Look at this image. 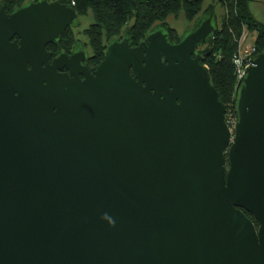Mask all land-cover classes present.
Wrapping results in <instances>:
<instances>
[{"label": "water", "instance_id": "95a60500", "mask_svg": "<svg viewBox=\"0 0 264 264\" xmlns=\"http://www.w3.org/2000/svg\"><path fill=\"white\" fill-rule=\"evenodd\" d=\"M216 9L178 41L127 28L93 73L46 49L73 5L0 10V264H264V51L231 127L202 63Z\"/></svg>", "mask_w": 264, "mask_h": 264}, {"label": "trees", "instance_id": "16d2710c", "mask_svg": "<svg viewBox=\"0 0 264 264\" xmlns=\"http://www.w3.org/2000/svg\"><path fill=\"white\" fill-rule=\"evenodd\" d=\"M23 4L27 0H4ZM73 5L79 14L92 15V22L84 31L92 51V63L102 60L107 43L120 38L129 28L132 45H137L147 31L157 22L169 17H184L188 23L201 13L206 0H59ZM251 0H216L221 6L219 29L214 34L212 51L202 59L209 67L211 82L220 98L236 115V88L238 85L235 59L238 55L239 40L244 27L258 32L255 51H264V23L252 12ZM69 31L62 34L59 42L61 51L72 44ZM56 47V46H55ZM55 50V49H54ZM59 51H57L58 53ZM227 112V111H226ZM253 219L252 215L245 212ZM257 225V222L255 221Z\"/></svg>", "mask_w": 264, "mask_h": 264}, {"label": "flooded vegetation", "instance_id": "af4514ba", "mask_svg": "<svg viewBox=\"0 0 264 264\" xmlns=\"http://www.w3.org/2000/svg\"><path fill=\"white\" fill-rule=\"evenodd\" d=\"M29 1H33V2H36L37 0H27L25 2H29ZM48 1H56V0H48ZM59 1V0H57ZM24 2V3H25ZM60 2V1H59ZM206 2V1H205ZM62 3V2H60ZM66 4V3H65ZM21 5L23 4H18V3H9L7 1H4V0H0V10H3L7 15H10L13 10L15 8H18L20 7ZM74 5V4H73ZM220 10L221 9H217V11H219L220 13ZM221 14H222V11L221 13L219 14V16L221 17ZM170 22V21H169ZM91 24V23H90ZM81 26H82V20L80 19V16L78 14V19H77V23H75L74 25L72 26H69L66 28V30L62 33L64 34L65 32L69 31L70 33V36L71 38L73 39L72 40V44L70 45V48H67V50L65 51L66 54H70V52L73 50V47H75V49L77 51H80V53H83L84 54V59L82 60V64H86L87 67L89 68V71L91 73H93L96 69V66L99 64V61L97 64H94L92 63V51L88 45V41L87 39H84L82 37H84V31L88 28V27H85L83 30L81 29ZM170 30H169V35H170V38H171V41H178V37L180 35L179 31L177 30V28L172 24L170 23ZM188 26V25H187ZM186 26V27H187ZM185 29V27H184ZM82 33V34H81ZM61 34V36H62ZM82 35V36H81ZM121 39V38H120ZM144 39V38H143ZM17 41L19 43V38L15 35L13 36L10 41L11 42H14V41ZM56 46V47H55ZM207 44H204V46L200 47V49H204V47H206ZM46 49L48 51L51 52V58H50V61H52L55 57L58 56L59 52L57 53V51H59L60 47L59 45H56L52 42H49L47 45H46ZM55 49V50H54ZM206 56V55H205ZM204 56V57H205ZM203 57V58H204ZM68 70L66 68H64L62 70V72H67ZM81 78H84L83 75H80Z\"/></svg>", "mask_w": 264, "mask_h": 264}, {"label": "rangeland", "instance_id": "374dc122", "mask_svg": "<svg viewBox=\"0 0 264 264\" xmlns=\"http://www.w3.org/2000/svg\"><path fill=\"white\" fill-rule=\"evenodd\" d=\"M210 3H213L217 9H221V6L216 3V0H206V2L203 4V7L207 6ZM250 6H251L252 12L254 13L255 17L264 23V0H251ZM217 12H219V11H217ZM220 13H221V10H220ZM80 19L82 20V26H81L82 30L85 27H88L93 20L92 15L90 13L86 14L84 16H80ZM168 21H170V23H172L177 28L179 33L182 32L184 27L191 24V23H188L185 20V18L182 16L176 17V18L171 16V17H169ZM257 37H258V32L256 30H252L251 28H248L245 26L244 31H243V35L241 36V38L239 40V53H238V55H243L246 58V50H249V48H252L253 46L255 47V40ZM82 38L86 39V35L84 34V37H82ZM234 118H235L234 111L231 109L227 110L226 120L231 127H233L232 125L234 123L233 122Z\"/></svg>", "mask_w": 264, "mask_h": 264}, {"label": "built area", "instance_id": "2783aa9c", "mask_svg": "<svg viewBox=\"0 0 264 264\" xmlns=\"http://www.w3.org/2000/svg\"><path fill=\"white\" fill-rule=\"evenodd\" d=\"M74 4V3H73ZM238 53H239V49H238ZM256 53L255 51V47L253 46L252 48H249V50H246V58L243 55H237L236 59H235V66H236V74H237V81H239V79L241 78V76L244 73L245 68L247 67V65L249 64V59L251 58V56H253ZM234 120V121H233ZM232 122L234 126L235 124V118L233 119ZM231 123V124H232Z\"/></svg>", "mask_w": 264, "mask_h": 264}]
</instances>
